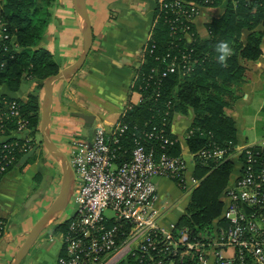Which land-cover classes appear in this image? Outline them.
Listing matches in <instances>:
<instances>
[{"label": "built area", "instance_id": "obj_1", "mask_svg": "<svg viewBox=\"0 0 264 264\" xmlns=\"http://www.w3.org/2000/svg\"><path fill=\"white\" fill-rule=\"evenodd\" d=\"M212 1L156 0L157 19L163 13L169 16L171 34H182L192 43L196 19L207 7L202 4ZM7 30L0 14V43L9 40L17 49ZM152 41L153 33L143 50L142 64L153 52V48L149 50ZM191 59L184 51L165 54L162 61L171 62L163 76L179 70L184 75L189 73ZM152 78L153 75L148 77ZM137 79L138 75L135 83ZM20 100L0 99V183L18 161V155L27 154L36 139ZM129 130L130 126L121 119L112 128L98 125L90 142L82 137L69 141L65 153L75 173V206L65 230L57 227L49 234L53 238L58 233L62 240L56 264H264V140L191 153L194 164L201 162L210 167L209 162L219 164L232 159L241 167L223 194L222 216L211 228L194 236L178 222L163 223L156 183L160 177L181 175L183 180L187 165L182 155L163 154L156 158L142 141L152 138L153 131L142 139L135 137L131 158L120 163L119 152L124 149L121 139ZM164 143H170L169 139L165 138ZM127 152L126 149L124 153ZM191 180L194 190L200 180L195 175Z\"/></svg>", "mask_w": 264, "mask_h": 264}, {"label": "trees", "instance_id": "obj_2", "mask_svg": "<svg viewBox=\"0 0 264 264\" xmlns=\"http://www.w3.org/2000/svg\"><path fill=\"white\" fill-rule=\"evenodd\" d=\"M40 1L43 0H0V14L7 32L18 45L15 49L9 40L0 43V85L8 90L6 94L0 93V99H18L17 95L25 91L27 79L39 82L38 90L31 92L26 102L20 100L34 134L41 122L40 90L44 81L61 69L53 55L42 47L52 13ZM223 2L213 0L202 5L214 7ZM168 17L163 13L156 20L153 41L149 44L153 52L147 54L137 72L136 89L143 98L127 109L122 118L130 130L121 139L124 149L119 152L120 163L131 158L135 137L142 139L153 131L152 138L142 141L149 151H154L156 158L163 154L181 156V144L171 130L172 120L176 113L185 114L189 109L196 116L191 127L193 133L187 139L191 153L211 147L232 148L238 143L235 120L226 113V108L232 107L238 97L235 84L243 81L248 69L246 62L256 61L263 53L264 30L258 28L264 27V0H230L221 16L206 22L208 37L196 33L194 25L192 43L182 34H171ZM222 40L228 41L233 50L226 67L216 59V45ZM183 51L192 57V71L184 75L179 70L163 76L171 61L163 62L162 57L169 52L177 55ZM150 75L152 79H148ZM165 138L170 143L165 144ZM22 157L18 155V161L10 170L17 167ZM209 165L215 168L195 162V176L200 183L192 192L186 213L178 221L179 227L187 228L194 236L211 228L222 216L225 206L222 196L235 168L232 159L219 164L209 162ZM181 178L180 175L172 179L179 184ZM6 220L0 213V239L4 236ZM66 225L67 220L58 227L63 231Z\"/></svg>", "mask_w": 264, "mask_h": 264}, {"label": "crops", "instance_id": "obj_3", "mask_svg": "<svg viewBox=\"0 0 264 264\" xmlns=\"http://www.w3.org/2000/svg\"><path fill=\"white\" fill-rule=\"evenodd\" d=\"M72 2L73 0H64V6L60 7L64 8L63 21L58 18L55 21L57 29L53 28L46 34V42L51 40L49 49L58 45V41L54 39L58 34L53 37V33L58 32L53 31L63 27L62 23L65 21L74 22L73 28L76 30L74 38L68 42L78 46L82 42V24L74 4L71 5ZM87 8L94 31L92 49L82 69L73 77L61 80L54 86L51 134L57 143L64 142L67 138L71 140L73 137L92 141L98 125L114 127L120 122L128 107L139 104L141 100L142 94L136 89L135 79L142 66L143 50L156 24L158 15L156 0H87ZM224 9L222 4L203 7L196 19V33L203 38L207 37L205 22L213 17L221 16ZM258 29L264 30V27L260 26ZM261 46L262 55L256 61L246 62L248 69L244 79L235 84L238 97L232 107L226 108V113L235 120L237 145L250 143L247 141V120L244 109L253 108L255 104L260 107L259 112L264 110V38ZM64 67L65 65L61 69ZM26 83L28 87L22 94L17 95L22 101H26L28 95L38 90L39 86L34 79H27L25 85ZM7 92L8 90L0 85V93ZM42 93L43 88L40 90V96ZM83 115L91 117L86 120ZM195 117V112L189 109L185 114L176 113L172 120L171 130L181 144L182 157L187 169L179 184L172 178L156 179L165 225L169 222L177 223L184 216L193 192L191 178L195 175L196 167L192 161L187 139ZM250 144H258V142ZM59 146L64 150L61 144ZM40 153L38 152V155ZM36 157L23 165H17L1 181L0 212H7L4 216L7 220L12 221L16 216H22L24 220L26 216L20 211L21 205L32 194L41 190V171L35 174L36 168L38 167V170L40 168L37 164L30 165ZM234 167L228 186L236 180L241 168L236 161H234ZM38 179L41 180L40 183ZM16 191L14 199L18 198V200L8 199L9 194ZM15 223L19 225L21 219L16 218ZM32 227L26 230V234L25 230L18 231L17 240L13 242H9L8 236L0 240V264H12ZM47 238L46 243L44 239L42 242L35 243L32 248H35L36 252L33 255L29 252L28 255L31 257L26 261L27 255L21 264H56L62 252V240L58 233L53 238L50 236Z\"/></svg>", "mask_w": 264, "mask_h": 264}, {"label": "rangeland", "instance_id": "obj_4", "mask_svg": "<svg viewBox=\"0 0 264 264\" xmlns=\"http://www.w3.org/2000/svg\"><path fill=\"white\" fill-rule=\"evenodd\" d=\"M40 2L43 5V7H48L49 11L52 13V19L49 22L47 30H46V34H48L53 30V28L57 29L56 28L57 25L55 24V21L58 20V18L59 19L61 18V21H63L62 17H64V8L62 9L60 7L64 6V0H50V1L43 0ZM71 5L73 6V2ZM57 14L59 15L58 17H57ZM54 15H55V19H54ZM210 20H207L206 22ZM62 25L63 27L61 28L59 27L57 31H53V32H58L56 34L53 33V37L54 35L56 37V35L58 34L57 37L54 38L55 40L58 41V45L57 46L54 45V48L49 49L51 40L50 42L48 40L46 42L45 40L42 43V47L46 48L53 55V59L60 65V67L65 65L64 68H66L74 64L80 57L83 51V35H82V42L79 44V46L75 44L72 45L73 43L70 44L68 41L74 38V33L76 32V30L75 28H73V25L75 24L74 22L72 23V21L70 20L69 22L68 21L63 22ZM206 32H208L207 28H206ZM66 62L68 64H66ZM27 87H28V84L26 83L25 88ZM41 96L43 97V93L41 94ZM259 108L260 107H257L254 104L253 108L246 107L244 109V114L247 120V137H248L247 141L250 143L251 142L260 143L262 142V140H264V110L263 111L261 110L259 112L258 111ZM34 136L36 138L34 141V144L39 145L40 149L31 158L33 159L34 157L37 156L36 160L30 165L37 164V166H39L40 168V170H38V167L36 168L35 174H37L38 171H41L40 173L42 175V184L40 187L41 190L39 191L41 192L42 197L40 196L38 199L34 200L32 204H30L29 206H26L27 200L29 198H27L24 201L23 205H21L20 207V211L25 213L26 218L23 220L21 218L22 216H16L14 217L12 221L6 220L4 224V234H3L4 236H2L0 240L4 239L5 236H8L9 242H13L14 240H17L16 237H17L18 231L22 232L25 230V234H26L27 233L26 230L30 229V227H32L37 222V220L43 215V213L47 211V209L51 206V204L57 198V196L60 194V191H61V185H62L61 166L54 158L51 157V155L47 152V150L42 145V136H41L40 129L37 132H35ZM69 141H70V138L69 139L67 138L64 142L59 141L57 144L58 145L61 144L64 147V151H67ZM38 152H41L40 155H38ZM16 193L17 191L15 193L9 194L8 199H11L12 201L18 200V198L16 200L14 199V197H16ZM74 206H75L74 200H71L70 205L64 210L63 213H61L59 216L52 217L49 221L48 226L43 231L41 236L38 238L36 243L42 242L43 239H44V242L46 243L47 241H45V239H48L47 237H49V234H51L52 230L56 229L60 224L68 220V217L73 212ZM108 214H112V212H108ZM16 218H18V220L21 219V223L19 225L15 223ZM30 252H31V255H33L34 252H36L35 248H32ZM31 255H28L26 261L29 260Z\"/></svg>", "mask_w": 264, "mask_h": 264}, {"label": "water", "instance_id": "obj_5", "mask_svg": "<svg viewBox=\"0 0 264 264\" xmlns=\"http://www.w3.org/2000/svg\"><path fill=\"white\" fill-rule=\"evenodd\" d=\"M230 0H224L222 8L229 5ZM74 8L79 16L83 26V51L78 60L69 67L60 70L57 74L49 76L43 85V97L41 101V122L40 131L42 136V145L47 152L54 158L62 169V185L60 194L53 201L46 212L37 220L29 231L25 241L18 250L12 264H21L28 255L38 238L49 224L52 217L59 216L70 205L73 192L75 190V173L69 162V159L62 148L53 139L51 134V118L54 97V86L57 82L73 77L84 66L87 57L92 49L94 43V31L87 8V0H73ZM88 120L91 116L83 115ZM40 146L35 145L27 154H25L19 161L18 166L27 163L39 150ZM41 196V192L32 194L27 200L26 206ZM3 216L7 214L6 211L0 212Z\"/></svg>", "mask_w": 264, "mask_h": 264}, {"label": "clouds", "instance_id": "obj_6", "mask_svg": "<svg viewBox=\"0 0 264 264\" xmlns=\"http://www.w3.org/2000/svg\"><path fill=\"white\" fill-rule=\"evenodd\" d=\"M207 34H205L206 36ZM216 52H217V57L216 59L218 60V62L223 65V66H227V60L228 57H230L233 54V50L230 47V44L228 41H219L216 45Z\"/></svg>", "mask_w": 264, "mask_h": 264}, {"label": "flooded vegetation", "instance_id": "obj_7", "mask_svg": "<svg viewBox=\"0 0 264 264\" xmlns=\"http://www.w3.org/2000/svg\"><path fill=\"white\" fill-rule=\"evenodd\" d=\"M40 149V148H39Z\"/></svg>", "mask_w": 264, "mask_h": 264}]
</instances>
